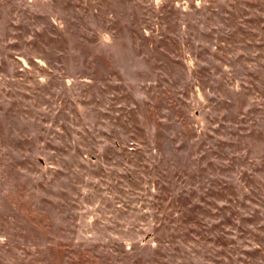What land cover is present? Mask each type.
Returning <instances> with one entry per match:
<instances>
[{
    "label": "rangeland",
    "instance_id": "rangeland-1",
    "mask_svg": "<svg viewBox=\"0 0 264 264\" xmlns=\"http://www.w3.org/2000/svg\"><path fill=\"white\" fill-rule=\"evenodd\" d=\"M0 264H264V0H0Z\"/></svg>",
    "mask_w": 264,
    "mask_h": 264
}]
</instances>
